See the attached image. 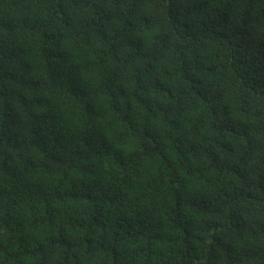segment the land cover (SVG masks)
<instances>
[{"label":"trees","instance_id":"trees-1","mask_svg":"<svg viewBox=\"0 0 264 264\" xmlns=\"http://www.w3.org/2000/svg\"><path fill=\"white\" fill-rule=\"evenodd\" d=\"M0 264H264V0H0Z\"/></svg>","mask_w":264,"mask_h":264}]
</instances>
